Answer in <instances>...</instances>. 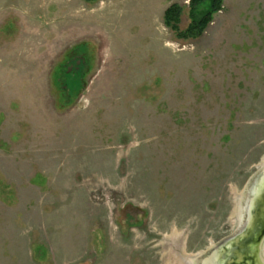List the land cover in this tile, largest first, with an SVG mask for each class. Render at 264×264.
<instances>
[{
	"label": "rangeland",
	"instance_id": "obj_1",
	"mask_svg": "<svg viewBox=\"0 0 264 264\" xmlns=\"http://www.w3.org/2000/svg\"><path fill=\"white\" fill-rule=\"evenodd\" d=\"M173 3L183 29L189 0H0V264H192L236 232L264 0L188 41Z\"/></svg>",
	"mask_w": 264,
	"mask_h": 264
},
{
	"label": "water",
	"instance_id": "obj_2",
	"mask_svg": "<svg viewBox=\"0 0 264 264\" xmlns=\"http://www.w3.org/2000/svg\"><path fill=\"white\" fill-rule=\"evenodd\" d=\"M264 161L250 177L242 191V220L234 234L208 248L203 257L196 255L193 264H205L212 253L213 264H264ZM262 183H261V182ZM254 191H256L254 193ZM197 259V260H196Z\"/></svg>",
	"mask_w": 264,
	"mask_h": 264
},
{
	"label": "trees",
	"instance_id": "obj_3",
	"mask_svg": "<svg viewBox=\"0 0 264 264\" xmlns=\"http://www.w3.org/2000/svg\"><path fill=\"white\" fill-rule=\"evenodd\" d=\"M85 1L93 2L94 0ZM222 2L223 0H189L187 5L189 22L183 29L179 27L183 7L173 3L164 10V24L174 32L175 37L180 41L197 38L212 21L213 14L220 10ZM203 6H205L204 9H202Z\"/></svg>",
	"mask_w": 264,
	"mask_h": 264
},
{
	"label": "bare ground",
	"instance_id": "obj_4",
	"mask_svg": "<svg viewBox=\"0 0 264 264\" xmlns=\"http://www.w3.org/2000/svg\"><path fill=\"white\" fill-rule=\"evenodd\" d=\"M263 161H264V159H263ZM263 166V171H264V165H262ZM261 182V181H260ZM262 183V182H261ZM256 191H254V193H255ZM242 198H243V196H242V194L240 195V198H239V201H238V206H237V212H238V215H239V222H241V220H242V209L244 208L245 210H247L248 211V205L247 206H244V204L242 203ZM263 245H264V243H262V247H263ZM197 255V254H196ZM196 255H194V256H192L191 258V260H188L189 262H191L192 263V261H193V259L196 257ZM218 258V255L217 254H214V253H212L211 255H210V257L205 261V264H213V262H214V259H217ZM193 264V263H192Z\"/></svg>",
	"mask_w": 264,
	"mask_h": 264
}]
</instances>
